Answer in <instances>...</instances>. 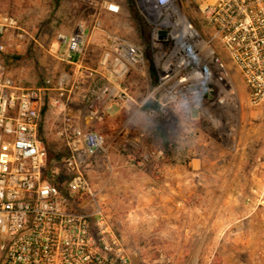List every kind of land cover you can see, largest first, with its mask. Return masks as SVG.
<instances>
[{"label":"built area","instance_id":"built-area-1","mask_svg":"<svg viewBox=\"0 0 264 264\" xmlns=\"http://www.w3.org/2000/svg\"><path fill=\"white\" fill-rule=\"evenodd\" d=\"M82 1L112 16L122 12L116 2ZM135 1L149 29L146 44L106 32L108 43L97 66L88 69L82 57L89 31L80 24L47 50L54 60L95 81L85 99L88 114L103 118V103L126 114L129 134L118 144L103 132L83 129L68 113L73 73L59 74L56 95L47 103L46 89L19 87L0 58V264H132L86 175L95 158L107 161L116 150L138 169L188 166L203 134L189 124L192 111L210 120L223 142L233 130L241 110L234 73L246 105H264V0H202L200 29L176 0ZM92 29L100 30V24ZM159 32L165 33L163 39ZM26 41L38 44L16 17L0 12V56ZM147 62L154 84L137 101L126 79ZM45 109L59 117L57 134L65 153L56 163L49 162L39 135ZM142 112L163 130L157 145L147 142L156 131L152 124L139 134L131 132ZM252 193L254 208L264 210V186Z\"/></svg>","mask_w":264,"mask_h":264},{"label":"rangeland","instance_id":"rangeland-1","mask_svg":"<svg viewBox=\"0 0 264 264\" xmlns=\"http://www.w3.org/2000/svg\"><path fill=\"white\" fill-rule=\"evenodd\" d=\"M107 1L119 4L121 15L105 18L107 12L102 8L82 0H0V12L16 17L38 43L26 41L16 50L7 49L0 56L2 65L16 82V74L28 67L34 87L50 88L59 74L67 70L47 50L56 47L59 35L69 36L80 24L91 32L98 22L101 31L143 43V28L138 21L143 17L137 2ZM176 4L200 29L202 0H176ZM147 63L146 81L141 79L140 71L126 79L131 92L141 99L154 83L153 68ZM234 80L241 110L233 120V130L241 123V114L248 115V167L243 178L228 174L233 169L223 156L225 169H230L220 175L212 173L211 161L218 158V152L228 151L229 144L218 137L212 122L198 117L195 110L189 124L203 134L195 143L196 161L188 166L122 168L120 154L111 150L107 161L97 156L86 169L132 264H264V210L251 203L252 191L264 186V105L247 106L244 87L235 73ZM137 82L138 88L133 86ZM109 121L114 126L111 131H103L106 120L95 131L106 133L118 144L123 138L120 118ZM243 121L247 124L246 119ZM151 124L156 131L148 135L147 142L157 145L164 138L163 130L145 113L138 116L131 132ZM58 125L59 117L45 109L39 135L46 145L49 162L54 163L65 153L57 134ZM209 140L215 142L208 144ZM201 157L208 160L205 166Z\"/></svg>","mask_w":264,"mask_h":264},{"label":"crops","instance_id":"crops-1","mask_svg":"<svg viewBox=\"0 0 264 264\" xmlns=\"http://www.w3.org/2000/svg\"><path fill=\"white\" fill-rule=\"evenodd\" d=\"M105 18H112L113 16L109 13H105ZM88 40L85 46L84 55L82 57V63L85 68L88 69H94L97 66L98 60L102 54L103 49L107 45L108 41V34L101 30H94L89 31L88 33ZM69 73H73L74 80H73V86L74 90L69 96V103L67 104V111L70 115L75 117L77 120V123L80 127L86 130H96L99 126V123L102 120H106L107 127L103 131H111L112 123L109 121L110 119H114L116 117L120 118L119 125H121V133L123 135V138L127 137L128 130L126 129V114L118 112L115 107H113L111 104L103 103L101 104V110L105 113L103 118H100L99 116H95L94 114H88V111L85 109V99L88 97L89 93L91 92V89L95 86V81L91 78H87L84 74H78L77 70L68 67ZM149 69V68H148ZM138 72V71H136ZM142 74L140 75L141 79L146 81L145 79V73L146 71L143 69L140 71ZM9 74V73H8ZM133 72L130 73L132 75ZM10 75V74H9ZM11 76V75H10ZM17 84L21 88H44L47 90L46 92V102H51L52 98L55 97L56 93L53 90L52 85L50 88L45 87H34L33 83L34 81L31 78L30 72L28 67H22L19 74H16ZM12 77V76H11ZM129 77V76H128ZM138 77V75H137ZM154 77V74H153ZM55 84V83H54ZM139 82L134 83L133 86H137ZM154 84V83H153ZM36 85V84H35ZM127 85H129L127 83ZM140 86L142 84L140 83ZM153 86V85H152ZM131 91V89H130ZM137 101H141V98H138L136 94L132 93ZM241 123L235 130H232L230 132L229 136L227 137V141L229 144V149L226 152H218L216 157L211 162L213 164V170L212 173L216 175L224 174L227 169H225V163L223 162L224 159L221 157L223 156L225 159L228 160V165H231V168L233 169L232 172H228L229 175H233L235 178L244 177V175L247 174L246 168L248 167V115L245 117L243 114H241ZM247 120V124L244 123L243 120ZM243 121V124H242ZM102 123V122H101ZM134 127H132L133 129ZM102 130V129H101ZM134 135L139 134V130L137 132H132ZM106 134V133H105ZM156 135H159V133H156ZM109 137V135H108ZM215 142V141H208V144ZM205 144H203L204 146ZM119 155V154H118ZM122 161H121V167L122 168H130L132 165L129 163L128 159L125 156L119 155ZM196 161V160H194ZM192 161V162H194ZM197 161H199L197 159ZM191 162V163H192ZM200 162L203 166L208 162V160L205 157H201ZM152 166H148L145 169H149ZM144 169V168H143Z\"/></svg>","mask_w":264,"mask_h":264},{"label":"trees","instance_id":"trees-1","mask_svg":"<svg viewBox=\"0 0 264 264\" xmlns=\"http://www.w3.org/2000/svg\"><path fill=\"white\" fill-rule=\"evenodd\" d=\"M138 21L141 23L140 25L143 28V35H144L143 44H146L147 41H148V32H149V29H148V27L146 25V22L144 21L143 18H138ZM65 67H66L67 72L69 73V71H70L69 68L67 66H65ZM147 107L150 108L152 106L151 105H148Z\"/></svg>","mask_w":264,"mask_h":264},{"label":"water","instance_id":"water-1","mask_svg":"<svg viewBox=\"0 0 264 264\" xmlns=\"http://www.w3.org/2000/svg\"><path fill=\"white\" fill-rule=\"evenodd\" d=\"M138 1V0H137ZM158 37L160 38V39H163L164 37H165V33L164 32H159L158 33Z\"/></svg>","mask_w":264,"mask_h":264},{"label":"bare ground","instance_id":"bare-ground-1","mask_svg":"<svg viewBox=\"0 0 264 264\" xmlns=\"http://www.w3.org/2000/svg\"><path fill=\"white\" fill-rule=\"evenodd\" d=\"M144 2H145V4L147 3L145 0H144ZM144 2H143V3H144Z\"/></svg>","mask_w":264,"mask_h":264}]
</instances>
